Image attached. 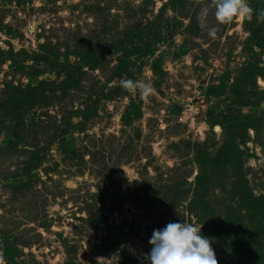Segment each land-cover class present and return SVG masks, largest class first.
I'll return each instance as SVG.
<instances>
[{
	"label": "rangeland",
	"instance_id": "rangeland-1",
	"mask_svg": "<svg viewBox=\"0 0 264 264\" xmlns=\"http://www.w3.org/2000/svg\"><path fill=\"white\" fill-rule=\"evenodd\" d=\"M174 1L0 0V102L64 78L42 49L95 65L17 127L0 110V264H148L153 229L181 221L217 264H264V21L209 7L202 27L211 0Z\"/></svg>",
	"mask_w": 264,
	"mask_h": 264
},
{
	"label": "clouds",
	"instance_id": "clouds-1",
	"mask_svg": "<svg viewBox=\"0 0 264 264\" xmlns=\"http://www.w3.org/2000/svg\"><path fill=\"white\" fill-rule=\"evenodd\" d=\"M209 7L214 8V17L220 24L234 19L251 21L253 9L248 0H211L209 6L201 7L198 19L204 26ZM257 23L264 21V9L256 10ZM217 28L208 27L207 34L214 38ZM120 86L130 94L138 92L147 97L152 91L150 83L140 80L121 79ZM95 191V189H94ZM201 226L194 222H168L160 229H153L148 240L151 245L146 254L148 264H217L215 253L211 247L212 240L201 234Z\"/></svg>",
	"mask_w": 264,
	"mask_h": 264
},
{
	"label": "trees",
	"instance_id": "trees-1",
	"mask_svg": "<svg viewBox=\"0 0 264 264\" xmlns=\"http://www.w3.org/2000/svg\"><path fill=\"white\" fill-rule=\"evenodd\" d=\"M172 2H175V1L172 0ZM256 6H258V5L255 4L254 7L256 8ZM255 8L253 9L254 10L253 12H255V10H257V8L256 9ZM253 16L255 19V13L253 14ZM173 21H174V26L183 24L177 20H173ZM250 30L253 33L251 38L259 39V36H258L259 32L255 29H250ZM262 39H263V37H262ZM253 42H254V44H259V43H256L255 41H253ZM45 47H47V45ZM183 51L186 52V49H183ZM9 52L12 53L13 50H10ZM151 53H153V51L150 49L147 54H151ZM38 55H39L38 59H46L49 66H51V67L60 66V70L64 72V78L58 83H55L54 81H50V80L48 81V80L40 79V80H38L37 85H33L30 82L26 86H21L19 84V85H15L13 87H9L10 89H8V91L10 93L8 94V98H5L4 100H2L0 102V106H1L0 110H2V112L4 113L3 116L5 117L6 120H10V121L14 122V120L19 118V120L16 124V127L18 125L23 124V122L25 120L24 115L29 110H33L37 106L43 107V106H48L49 104H55L56 100L68 98L71 94H73L72 90H76L75 87L77 88L80 85V78L84 74L85 70L89 66L90 67L95 66L91 61H89V59H87L86 61H83L85 58L79 59V61L75 62V63H70L65 58V61H67L68 63L64 62L65 63L64 64V63H62V60H59V58H58L59 54L58 53H56V52L52 53L47 48L42 49ZM66 57H68V56H66ZM12 60L15 61L14 59H12ZM155 64H156V62H155ZM13 65L14 66L17 65V63L13 62ZM56 68H59V67H56ZM35 69L39 71V69H37V68H35ZM245 70H244V72L249 76L250 68L246 67ZM45 86H47V87L45 88ZM237 86H240V85H237ZM236 89H242V91H243L244 88L239 87ZM239 92L241 93V91L238 90V93L236 94L238 97H239ZM83 102H84V106H86V108L89 109L90 103H88L84 99H83ZM246 104H247L246 101H243L241 103L242 106L246 105ZM91 105H92V100H91ZM79 110H81V109H79ZM78 111H71V112L77 113ZM85 118H87V117H85ZM251 224H252V227L254 228L253 232L255 230L257 231V229L258 230L262 229L260 234L264 235V222L263 221L251 222ZM244 226H246V223L243 224V227ZM244 229H245V227H244ZM245 231H246V229H245ZM253 232H252V234H253ZM252 234L250 235V237L252 236ZM262 243H263L262 247L264 250V238H263ZM253 244L255 245V241L249 245H253ZM249 245L247 247H249ZM247 250H251V249H247ZM263 257H264V255H263Z\"/></svg>",
	"mask_w": 264,
	"mask_h": 264
}]
</instances>
